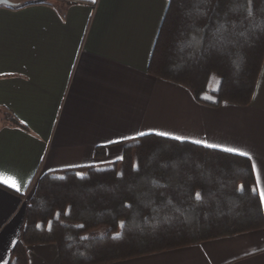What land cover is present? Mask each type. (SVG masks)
I'll list each match as a JSON object with an SVG mask.
<instances>
[{
    "label": "crops",
    "instance_id": "crops-1",
    "mask_svg": "<svg viewBox=\"0 0 264 264\" xmlns=\"http://www.w3.org/2000/svg\"><path fill=\"white\" fill-rule=\"evenodd\" d=\"M8 1L17 7L0 6V176L21 190L0 183V264H9L20 241L40 177L109 166L138 132L248 153L260 196L264 61L250 105L206 106L148 72L169 0ZM9 115L25 129L9 126ZM27 253L29 264H60L54 244ZM110 264H264V230Z\"/></svg>",
    "mask_w": 264,
    "mask_h": 264
},
{
    "label": "trees",
    "instance_id": "trees-1",
    "mask_svg": "<svg viewBox=\"0 0 264 264\" xmlns=\"http://www.w3.org/2000/svg\"><path fill=\"white\" fill-rule=\"evenodd\" d=\"M263 61L264 0H172L148 72L200 104L244 107ZM258 230L248 157L152 134L126 142L109 166L40 177L9 264H29L33 245H56L60 264H110Z\"/></svg>",
    "mask_w": 264,
    "mask_h": 264
},
{
    "label": "snow or ice",
    "instance_id": "snow-or-ice-1",
    "mask_svg": "<svg viewBox=\"0 0 264 264\" xmlns=\"http://www.w3.org/2000/svg\"><path fill=\"white\" fill-rule=\"evenodd\" d=\"M171 2H172V0H169V4H171ZM152 134L157 135V136H161V137H169L171 139H174L176 141H181V142L188 139L187 137L179 136V135H173L172 133L165 132V131H153L150 133L138 132L137 137L145 136V135H152ZM110 142L119 143L120 141H110ZM191 142L194 144H198V145H204L205 147H209V148L221 149L222 151L228 152V153H236L239 155L248 156V153L240 152L239 149H236V148H226V147H222L221 145H217V144H208L206 141H202V140H193ZM253 167H255V165H253ZM0 183H3L4 185L10 186L13 189H15L16 191L21 190L20 184L14 178L0 176ZM253 191H255V189H253ZM196 195H197V198H199L200 194L197 193ZM260 199H261V202L264 203V190H261V192H260Z\"/></svg>",
    "mask_w": 264,
    "mask_h": 264
},
{
    "label": "water",
    "instance_id": "water-1",
    "mask_svg": "<svg viewBox=\"0 0 264 264\" xmlns=\"http://www.w3.org/2000/svg\"><path fill=\"white\" fill-rule=\"evenodd\" d=\"M0 6H12V3H10L8 0H0Z\"/></svg>",
    "mask_w": 264,
    "mask_h": 264
},
{
    "label": "rangeland",
    "instance_id": "rangeland-1",
    "mask_svg": "<svg viewBox=\"0 0 264 264\" xmlns=\"http://www.w3.org/2000/svg\"><path fill=\"white\" fill-rule=\"evenodd\" d=\"M36 184H37V182H36ZM33 187H34V190H35L36 185H34ZM33 187H32V188H33ZM33 194H34V193H33ZM32 196H33V195H32ZM32 196H31V197H32ZM29 200H30V199H29ZM28 202H29V201H28ZM27 204H28V203H27Z\"/></svg>",
    "mask_w": 264,
    "mask_h": 264
}]
</instances>
